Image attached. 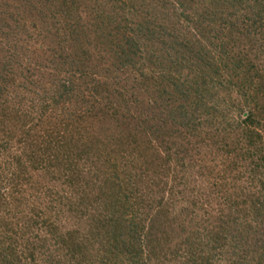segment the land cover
<instances>
[{
    "label": "trees",
    "instance_id": "1",
    "mask_svg": "<svg viewBox=\"0 0 264 264\" xmlns=\"http://www.w3.org/2000/svg\"><path fill=\"white\" fill-rule=\"evenodd\" d=\"M24 1L27 4L22 1L21 6H30L31 0ZM38 1L36 8L40 9L42 5L56 3L62 8L67 6L58 0ZM154 1L140 19L125 14L127 21L118 24L115 18L118 27L104 29L109 43L104 42L101 57L90 56L89 61L63 70L62 64L56 63L52 56L57 58L48 37L32 40L31 32L22 30L20 25L19 32L16 31L19 19L20 23L35 21L34 15L28 12L24 17L25 13L16 18H9L10 15L0 18V153L21 151L19 156L10 155L12 171L17 172L25 171L27 164L23 161L31 157H35L32 167L46 168L53 160L60 159L75 183L79 179L83 181L84 172L97 171L94 186L104 193L105 211L103 215L100 211L91 222H79L78 228L83 232L88 229L90 237L82 238L77 232L65 236L50 234L51 244L54 241L59 246L58 252L69 259L63 264H153L160 258L156 251L160 250L162 241L148 235L145 228L148 220L142 208H136L138 198L128 193L131 163L141 157L136 148L145 143L155 151L159 146L150 138L164 127H161L164 112L171 117L166 118V124L172 127L174 122L185 136L194 134V125H201V119L205 118L206 129L201 136L207 133L217 144L224 141L221 150L226 158L211 161H217L212 164L215 169L228 170L224 174L227 186L231 188L233 182L238 188L243 175L247 176V193L259 184L262 186L261 203L247 194L242 200V206L249 203V214L255 216L259 233L254 235L248 224L238 225L240 216L248 218L245 211L234 222L223 214L219 218L210 216L188 237L189 242L193 241L186 254L197 255L193 250L195 241L205 245L206 251L211 245L215 246L214 251H220L230 242L248 239L252 246L244 249L242 255L236 254L237 258L220 264H264V0H208L209 5L205 0ZM76 3L78 0H71V10ZM5 5L9 8L11 4L5 2ZM38 14L41 21L47 20L42 9ZM11 23L16 25L12 28ZM95 23L84 24L83 30L88 32L85 28ZM72 35L79 39V32ZM80 35L85 33L81 31ZM194 63L202 65L204 97L201 92L195 95L188 87L192 69L185 71ZM118 74L130 78L121 81ZM109 81L115 83L118 92ZM122 82L125 85H120ZM217 85L221 91L231 92L225 96L224 105L228 108L224 113L220 112L221 95L212 97L211 91ZM24 97H33L32 107H39L37 123L27 135L25 130L36 118L33 110H23ZM206 97L212 100L211 107ZM5 120L12 121L7 128L3 126ZM233 126L238 130H229ZM177 134L166 140L172 141ZM42 144H48L49 152ZM41 149L46 158L40 160L41 154L36 151ZM227 149L236 151V158L228 157ZM163 151L172 153L165 148ZM119 167L123 171L120 175ZM115 183L116 189L105 187ZM4 192L0 194V264L33 263L42 250L43 255L48 252V258L56 262L44 245L46 240L36 236L41 243L34 244L24 239L32 233L31 228L38 226L40 215L36 214L37 220L29 216L22 199L13 192L6 194V188ZM44 221L47 223V219ZM19 225L25 231L19 232ZM9 232H13L10 238ZM146 249L156 254L153 256ZM198 257L205 264L207 256ZM209 259H214L213 255ZM209 259V264H213Z\"/></svg>",
    "mask_w": 264,
    "mask_h": 264
},
{
    "label": "rangeland",
    "instance_id": "2",
    "mask_svg": "<svg viewBox=\"0 0 264 264\" xmlns=\"http://www.w3.org/2000/svg\"><path fill=\"white\" fill-rule=\"evenodd\" d=\"M22 1L27 4V1L24 0H0V18L9 17V15L12 16L9 18L14 16L16 18V15L21 16L25 13L22 16L24 17L28 12L34 15L35 21L31 19L20 23L19 19L17 25L16 23H11L12 28L16 25L18 29H14L17 32H19V25L22 30L26 28L31 32L29 37L32 36V40H41L43 37H48V44L52 45L56 50L57 58L54 55L52 56L56 63L62 64V70L70 65L77 67L78 62H87L90 56H94L97 59L98 56L101 57V51H105L104 42L109 43L105 37L104 29L111 26H114V28L118 27L114 23L115 18L118 24L127 21V15L130 14L137 15L140 19L150 8L148 5L155 4L154 0H78V3L71 10V0H58L57 2L60 3L66 2L67 6L62 8L57 3L54 5L48 4L47 7L42 5L41 9L47 17V20L43 22L38 17V12L41 10L40 7L36 8L39 1L31 0L30 6L24 3V7L21 6L23 5ZM5 2H10L9 8L5 5ZM84 2H87V8H85L86 4ZM209 3L208 0H205V4L209 5ZM21 11L22 13H20ZM101 11L107 14L102 15ZM90 22L96 23L93 27L85 25L87 27L85 30H88V32L84 31V24ZM121 26L125 27L124 25ZM81 27L82 30H80ZM81 31L85 35L81 36ZM78 32L79 39H74L72 34ZM51 34H54V37ZM157 51L155 54H157ZM48 52L52 53L50 50ZM102 58H110V56ZM197 65L199 64L189 65L187 72L185 71V73H188L192 69L191 82L188 87L192 92L194 91L195 95L201 92L203 93L201 97H204V86L201 81L202 65ZM50 72L51 75L54 74V72ZM118 76H120L119 79L121 81H126L130 78L120 74ZM109 83L116 87L114 82L109 81ZM120 85H125V82L120 83ZM118 90L117 88L115 91L118 92ZM211 92L213 94L212 97L221 95L223 107L220 112H226L228 107L224 105L225 96L227 98L226 94L231 92L221 91L218 85ZM107 93H109L108 89ZM33 99V97H24L22 102L23 110L27 112L33 110L36 118L33 125L25 130V135L29 134V131L30 133L32 132L39 116V107H32ZM205 100L211 107L212 100L207 97ZM159 105L162 108L165 107L162 104ZM101 106L104 107L105 104ZM163 116L161 127L162 125L164 127L150 138L159 146L155 148V151L151 150L145 143L143 147L138 146L136 148L141 157L134 159L131 163L132 179L131 181L130 179L128 180L129 196L131 197L132 195V198H134V195L137 196L138 204L136 208H142V214L148 220L145 223L146 227L144 226L148 235L152 238H160L162 241L159 246L160 250L157 248L158 251H156L160 258L158 261L153 259L155 261L153 264H202L198 260L200 258L198 256H207L205 264H209L208 259L212 258V255L214 259H209V261L213 264L225 263L229 258L232 260L237 258L236 254L242 255L244 249L252 246L248 239L245 242H230L225 245L226 249L220 251H214V245H211L210 250L206 251L205 245H198L197 241H195L193 250L197 251V255L194 257L186 254L190 251V244L193 241L190 240L189 242L187 239L197 232L199 224L203 220L210 219V216L219 218V215L223 214L225 218H230L234 222L237 216H240V212L245 211V214H249L250 205L248 203L242 206V200L243 198L246 199L247 195H252L256 201L261 203L262 195L259 191L262 186L259 184L256 189H250V193H247L248 181L245 175L242 176L243 180L237 183L240 185L238 188L233 182H231V188L227 186L225 183L227 178L224 174L228 170L220 171V169H215L212 164L217 161H211L212 159L221 158L222 160V157L226 158L221 150V144L224 141L217 144L213 141L211 135L206 133L201 136L206 129L205 118L201 119V125L199 123L194 125V134L185 136L174 126V122L172 127L170 124H166V118H171L170 115L167 116L164 112ZM230 117L233 120L231 114ZM177 118V115H175V119ZM11 123V120H5L3 126L7 128ZM229 130L237 131L238 128L233 126ZM178 131L180 132L179 135L177 134ZM195 132H199V134H195ZM157 134L160 136L158 139L155 137ZM175 134L178 136L172 141L166 140L173 138ZM228 143L236 150L234 144ZM47 145L42 144L41 146L49 152ZM160 148L162 149L160 150ZM164 148L169 149L172 153H165L163 151ZM43 149L36 151L37 154H41L40 160L41 158H46L42 152ZM227 152L229 153L227 154L228 157L236 158V151L233 152L231 149H227ZM19 153L21 154V151L0 153V167L3 172L0 173V194L1 192L5 193L4 189L6 188V194L13 192L14 195L22 199L24 208L26 209L25 203L29 209V211L27 210L29 216L37 220V216L40 215V223H38V226L31 228L32 233H29V236L24 239H30L34 244L36 242L41 243L40 240L35 239L36 236L46 240L44 245L48 247L49 252L53 254L56 260L55 262L53 258H48V252L43 255L44 250H42L41 255L37 256V260L29 264H59L60 259L62 264L68 263L69 259L58 252L59 246L54 241L53 245L51 244L50 234L65 236L68 232H73L72 235H76L74 233L77 232V235L82 238L90 237L88 229L83 232L79 231L78 228L79 222H91L98 216L100 211L102 215L104 214L105 207L102 206L104 193L98 189V186H94V183L97 184V171L93 169V171L84 172L83 181L79 179L78 183H75L71 174L66 170L67 168L60 163V159L53 160V164L47 165L48 168H46L44 165L32 167L34 166L35 157H31L29 161H23L27 164L26 173L24 170L17 172V170L13 169L14 173H16L14 174L12 171L13 164L10 160L15 155L19 156ZM27 153L31 154L30 152ZM10 155H13L12 158ZM168 155H171V157L169 158ZM102 160L103 158L100 161ZM36 164L39 165V163ZM9 171L13 174H6ZM122 172L121 167H119V175ZM116 186H118L116 183L115 186L105 185L106 188L114 187L115 189ZM227 207L231 210H228ZM236 210H239V213ZM82 214L88 215L83 217ZM80 215L83 218H80ZM247 217L245 220L240 216V220L237 222L238 225L243 227L248 224L253 229L254 235L256 232L259 233L255 216L252 214V217H250L249 214ZM88 218L89 221L87 220ZM46 219L47 223H44ZM17 230L21 232L25 231V228L19 225ZM11 234L13 232L7 233L9 238ZM249 236L252 237V233ZM146 252H150L153 256L156 254L153 250L146 249ZM249 252L250 250L247 249L246 253L248 255Z\"/></svg>",
    "mask_w": 264,
    "mask_h": 264
}]
</instances>
